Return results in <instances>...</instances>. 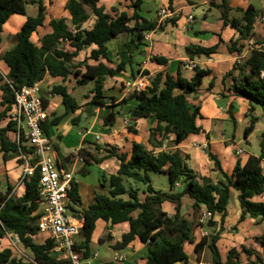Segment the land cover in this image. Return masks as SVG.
Listing matches in <instances>:
<instances>
[{"label":"trees","instance_id":"16d2710c","mask_svg":"<svg viewBox=\"0 0 264 264\" xmlns=\"http://www.w3.org/2000/svg\"><path fill=\"white\" fill-rule=\"evenodd\" d=\"M124 1L130 2L128 8L133 10L131 16L116 8L107 13L99 5V0H67L65 10L70 16L69 23L64 18L56 19L51 16L48 22L51 33L44 35L37 45L31 38L38 28L44 26L47 17L43 0H0V46L7 22L13 16L26 18L16 33L14 45L0 54V61L9 69L6 79L14 89L31 87L46 76L60 78L62 81L73 78L79 87L93 83L91 96H86L90 97L88 104L111 109L102 120L103 126H112L116 117L120 115V112L114 111L116 106H125L132 100L136 102V106L127 112L131 123L128 127L129 132L135 133L132 124L138 120L155 121V126L149 129L148 144L151 149L136 142L132 144L130 154L113 146L105 150L96 148L104 152V156L94 160L95 163H101L104 159H116L118 169L114 174L108 176L103 174L101 188L107 191L96 192L94 202L88 208L81 209L77 184L74 180L70 182L67 190L69 199L67 212L71 217L83 220L75 240V252L81 259L90 256L91 236L96 222L103 220L111 225L129 224V231L113 248L124 250L133 241L138 240L148 251L145 264H189V258L184 251L185 245H194L197 256L202 254L204 248H208L212 256L211 264H243L242 255L246 257L245 264H264L259 253L244 245L239 249H230L223 260L217 246L228 216L227 207L231 191L238 192L237 198L241 209L239 223L246 217L254 219L255 225L264 222V202L253 200L256 196L264 194V171L261 167L264 158V132L261 134L259 155L249 156L244 164L237 161L231 174L224 172L217 158L208 152L210 160L214 162L213 171L217 174V180L213 181L196 174L188 165V156L175 148L189 136L202 131L196 123L201 118L200 108L190 105L188 98L198 93L203 78L208 76L210 71L194 67L190 79H185L180 74L174 78L167 72H159L150 77L144 89L131 90L120 102L115 103L117 99L107 98L104 85L108 78L128 72L135 80L137 73L140 72V69H134L139 64L133 62L132 46L140 54L141 48L145 45L144 34L163 28V25H157L156 22L148 21L140 15L143 0ZM172 2L173 0H169L170 10ZM228 3L229 0H222L221 5L217 7L221 11L224 25L230 24L239 32L238 40L228 47V52L241 57L245 49L244 42L253 38L256 20L258 18L264 20V11L248 6L243 11L241 19L237 21L229 17L231 9ZM27 5L37 7L35 17H27ZM92 16L95 18L92 28L85 29L83 25ZM131 21L134 24L129 26ZM168 23L174 24L175 21L166 20L165 24ZM123 36H129V40L123 43L128 60L110 68L107 66L111 60L106 45ZM255 44L259 47L253 48L245 58L236 62L222 80L231 95L243 99L248 105L245 114L247 126L243 129L245 139L251 135L258 121L254 115L255 110L260 108L264 112V42L256 41ZM92 46L95 48L90 50L89 55L76 62L80 53ZM216 49V46L211 48L196 46L187 47L185 52L192 60L200 56L210 57ZM150 60L160 65L167 63L166 59L158 56H151ZM141 75L148 76L149 72L144 70ZM0 90L2 91L0 123L8 120L5 127L0 126V152L4 162L16 159L18 164L23 165L24 160L21 156L28 158L32 152L24 145V138L17 142L7 136L8 133L15 132V124L10 120L14 94L6 82ZM49 94L61 97L65 113L80 109L64 85L54 86ZM41 98L46 107V98ZM228 113L231 122L235 124L232 112L229 110ZM62 118L60 116L49 122L46 120L41 125L43 133L47 135L49 128L58 125ZM157 149L159 151L156 152ZM79 154L82 156L84 151L80 150ZM72 159L73 156L69 155L64 161ZM31 164H34L33 161ZM151 174L166 175L169 191L154 189ZM125 179L144 185L143 199L137 188L125 186ZM22 184L24 192L20 197L11 194V187L0 193V241L7 234L17 236L22 247L30 251L32 262L18 259L13 256L10 249H3L0 251V264H66L50 255L54 245L51 240L35 242L38 235L37 222L41 216L38 170L35 168L32 176L25 177ZM185 197L192 201L191 219L182 213V199ZM166 203L173 207L172 214L162 209ZM201 206L213 216L220 218L221 228L210 238L204 237L195 243V232L198 227L203 225L207 230L213 229L200 222ZM254 241L264 248V235L255 237Z\"/></svg>","mask_w":264,"mask_h":264},{"label":"crops","instance_id":"0c3cea01","mask_svg":"<svg viewBox=\"0 0 264 264\" xmlns=\"http://www.w3.org/2000/svg\"><path fill=\"white\" fill-rule=\"evenodd\" d=\"M46 1L54 0H43V4L47 11V17L44 26L38 28V30L43 29L44 34L40 36L38 43L32 41L37 45L44 35L51 33V29L48 26L51 17L48 14L50 9L46 4ZM66 2L67 0H65L63 4V10L67 13V16H65L66 18L64 19L69 23L70 16L65 10ZM221 3L222 0H173L172 10H170L168 8L169 0H143L140 15L148 21L156 22L157 25H163V28L161 30L152 31L149 41H143L145 45L141 48L140 54L136 51L135 47L132 46L131 51L134 55L133 62L134 64H139V66L134 67V69H140L135 80H133L130 73L124 72L116 74L113 78H108L105 82V85L110 80L133 83L143 78L148 84L150 77L159 72H167L174 78L180 74L181 77L190 79L193 76L194 67L210 71V74L203 78L198 93L188 98L190 105L200 108L201 118L198 119L196 123L201 127L202 131L199 134L189 136L175 148L188 156V165L196 174L201 177L210 178L213 181L217 180V174L213 171L214 162L210 160L208 152L217 158L224 172L231 174L237 161L244 164L249 156L259 155L260 146L258 145V148H252L250 138L255 132H257L258 125H260L258 130L260 141L261 134L264 132V112L260 108H257L255 110V116L258 118V121L255 128L247 139L243 137V129L247 126L245 114L248 110V105L243 99L231 95L222 82L224 75L232 69L236 62L245 58L253 48L257 49L259 47L255 44L256 41L264 42V39H262L263 36H261V33L264 32V20L262 18L256 20V25L253 30V38L248 42H244L245 49L241 57L232 55L228 52V47L238 40L239 32L230 24L224 25L221 18V11L217 7L221 5ZM228 4L231 9L229 17L231 19H236L237 21L241 19L243 11L246 10L248 6L264 11V0H229ZM99 5L102 6L107 13H111L112 8H116L120 12L125 11L129 16L133 14V10L128 8L130 6L129 1L99 0ZM123 6L125 7L124 9L117 8ZM161 8H166L170 12L167 18L163 19L158 16V11ZM52 17L56 18L54 16ZM92 17L83 25L85 28L86 24L91 21V27H86L85 29L92 28L95 20V18ZM25 19V17H22L21 19H13L12 17L7 23L9 25L13 20L17 21L19 24L16 29H14V33H17L21 25L25 22ZM166 20H174L175 23L165 24ZM133 24L134 22L131 21L129 26H132ZM6 25L4 26L5 34L8 30L12 29L11 25L8 29L6 28ZM4 36L5 35L2 34V44ZM118 40L119 39L109 42L106 45L107 53L111 60V63H107V66L110 68L115 67L121 61L128 60V55L123 45L124 42ZM2 44L0 46V54L11 48L3 49ZM196 46L204 48L216 46L217 49L210 57L200 56L191 60L187 57L185 49L187 47ZM94 48L95 46H92L90 49L85 50L88 51V54H85V57H87L90 50ZM151 56L162 57L167 60V63L165 65H160L152 62L150 60ZM77 59L76 61L78 62L83 60ZM89 63L91 64L92 62ZM144 70L149 72L148 76L141 75V72ZM8 71V67L0 61V78L2 79H0V88L6 79ZM73 81V78L68 81H62L60 78L46 76L38 84L41 97H45L47 100V121L49 122L60 116L63 117L58 125L49 128L47 136L52 142L56 160L63 168L73 172V180L77 184L81 198V209H86L93 204L96 192L107 191V189L101 188L103 174L108 176L114 174L118 169V162L116 159H104L101 163H95L94 160H99L104 156V152L98 151L96 148L105 150L113 146L122 152L130 154L132 144L136 142L142 143L148 149H151L148 144L149 129L155 126V121L144 119L138 120L135 124H132L135 133L129 132V126H124V121H129L130 123V117L127 112L136 106V102L132 100L125 106H116L114 111L120 112V115L116 117L112 126L105 127L102 125V120L111 109L108 107H99L88 104L90 97L86 96H91V91L89 95H85L84 98L81 96L80 100L73 97L79 104L80 109L75 112L65 113L61 97L51 96L49 94L51 89L48 88V86L52 85L53 88L57 85H64L72 95L77 87H79L76 85L73 86ZM111 95L113 98L117 99L115 103H118L126 96V93L125 90H120L119 87H115L113 88ZM1 100L2 91L0 90V103ZM229 110L232 112L235 124L231 122L228 113ZM7 121L8 120L2 121L0 126L5 127ZM230 122L233 126V131L230 132L228 136H225L226 125ZM7 136L10 140H15L14 133L10 132ZM169 139L171 140L172 137ZM165 146L166 141L164 147ZM80 150L84 151L82 156L79 154ZM238 150L241 151L240 154H237ZM157 151H159V149H157L156 152ZM69 155H72L73 159L64 161ZM261 167L264 171V158L261 162ZM150 179L152 184V176H150ZM20 180V164L17 163L16 159L4 162L2 153L0 152V193H4L8 187H11V194L20 197L24 192V187L23 184L20 183ZM152 186L156 190L164 192L169 191V188L158 189L155 185L152 184ZM237 197L238 192L231 191V197L227 207L228 216L225 219L223 231L217 243L223 260L225 258H223L220 249L223 242H230L234 239L237 243V245L233 243L227 245L228 248L224 255L226 257V254L230 249H239L240 246H245L244 243L248 240V242H251L254 241L255 237L264 235V222L255 225L256 221L249 217H246L242 223L238 222L241 215V209ZM143 198L144 195L141 196V199ZM185 200L190 201V206H192L191 200L186 197L183 198L182 213L188 219H191V207L188 215L183 211ZM233 200L234 203L232 204ZM253 200L255 202H264V194L256 196ZM162 209L168 214H172L173 212V207L167 203L162 206ZM204 209L205 207L201 206V214ZM212 222L215 223L212 230L214 233H217L221 228L220 218L215 216ZM234 226L236 227V233L233 236L228 233V231L232 230ZM128 231V223L111 225L109 222L98 220L91 236V254L87 259H82V264H145L148 251L146 246L141 244L138 240L133 241L124 250H115L113 248V246L121 242L122 236ZM38 236L42 237L41 239L43 241L41 243L46 241V238L43 235L38 234L36 237ZM204 237H208V232L202 225L198 227L195 232V243H198ZM2 240L0 241V251L3 250L1 249ZM254 244L256 246L252 245L247 248H252L261 255L259 249L263 248H261L256 242ZM6 249L8 248L6 247ZM207 250L208 248H204L202 254L197 256L194 252V245H185L184 247V251L189 258V264H211L212 256L210 262L204 261V255ZM119 255L124 256V260H115ZM262 258L264 260L263 256Z\"/></svg>","mask_w":264,"mask_h":264},{"label":"built area","instance_id":"2783aa9c","mask_svg":"<svg viewBox=\"0 0 264 264\" xmlns=\"http://www.w3.org/2000/svg\"><path fill=\"white\" fill-rule=\"evenodd\" d=\"M170 12L166 8L158 11L160 18H167ZM152 32L144 34V41L150 39ZM8 83L14 94L13 109L10 113V120L15 124V140L25 139L24 145L31 149L32 154L26 158L21 168V180L27 176H32L36 168L39 173L38 191L41 200V216L37 222L38 234L43 235L46 240L53 242L50 255L58 261L66 264H82V259L74 250L75 240L83 225V220L71 217L67 212L69 203L67 190L73 180V172L61 166L54 156V149L51 140L41 129V125L47 120V109L43 105L39 84L31 87L14 89ZM132 86L133 90L139 91L146 87V81L141 78L139 81L126 84ZM129 121H124V126H129ZM241 151L238 150L237 154ZM33 161V165L31 162ZM213 216L205 208L201 214L200 222L206 224L213 220ZM5 239L9 241V248L14 257L25 260V256L19 251L21 245L17 236L7 234ZM18 252L20 256L15 254ZM117 261L124 260V256L119 255ZM26 261H31L26 260Z\"/></svg>","mask_w":264,"mask_h":264},{"label":"rangeland","instance_id":"374dc122","mask_svg":"<svg viewBox=\"0 0 264 264\" xmlns=\"http://www.w3.org/2000/svg\"><path fill=\"white\" fill-rule=\"evenodd\" d=\"M64 1L65 0H54V1H46V4L48 5L50 11L48 12V14L50 16H54L56 18H66L65 16H67V13L63 10V4H64ZM53 2V3H52ZM119 9H124L125 7H117ZM37 14V8L36 6H32V5H27L26 6V15L27 17H35ZM22 17L21 16H13V19H21ZM93 18V17H92ZM264 23V22H263ZM18 22L13 20L12 23H10L8 25L7 23V29L10 27H12L11 30H8L5 34V31L3 33V35H5L3 37V49H8L9 47H12L16 41V33H14V29H16V27L18 26ZM92 25V22L90 21L89 23L86 24L85 28L86 27H91ZM5 29V30H7ZM44 34V30L43 29H39L38 32L33 35L32 37V41L34 43H38V40L40 38V36H42ZM261 36H263L262 39H264V32L261 33ZM129 40V36H123L121 38H119L118 41H121V42H126ZM85 54H88V51H85V52H82L80 57L77 59H83L85 57ZM78 62V61H76ZM1 79V78H0ZM2 80V79H1ZM127 83H125L124 81H113V80H110L106 83L105 85V96L107 98H113L112 95H111V92L113 90V88L115 87H119L120 90H125V93L126 95L129 94L131 92V90H133V87L132 86H127L126 85ZM75 81H73V86H75ZM93 87V83H90L88 84L87 86H80V87H77V89L75 90L74 93H72V96L79 99L80 100V97L82 96V98H84L85 95H89L90 91H91V88ZM48 88L52 89V85H49ZM127 90V91H126ZM83 94V95H82ZM116 99V98H114ZM257 113V112H256ZM258 114V113H257ZM254 115H255V112H254ZM259 128H260V125L257 126V132H255L251 138H250V143L252 145V148H258V145H259V141H260V134H259ZM233 131V126L230 123H228L226 125V133H225V136H228L230 134V132ZM20 167L22 168V166L20 165ZM152 178H153V181H152V184L155 185L158 189H163V188H166L168 189L169 188V184H168V180H167V176L164 175V174H151ZM125 186L127 188H137L140 192V195L142 196V192L145 190V187L143 184L139 183V182H135V181H132V180H127L125 179ZM140 196V197H141ZM126 198V197H124ZM234 203V200L232 201V204ZM190 201H184V205H183V211L188 215L189 214V211H190ZM167 209V208H166ZM69 214V213H68ZM70 215V214H69ZM236 230H230L228 231V233H230L231 235H235V232ZM208 232V238H210V236H212L214 234V231L213 230H207ZM42 237H36L35 238V242L36 243H41L43 240L41 239ZM234 241V242H232ZM232 241L230 242H223L222 245L220 246V249H221V252H222V256L223 258H225V252L227 251V245L230 244V243H233L235 245H237L236 241L234 239H232ZM249 241V240H248ZM245 242V246L248 247V246H256L254 243V241H251V242ZM9 248V241H7L5 238L4 240H2L1 242V249H6ZM19 247V251L22 252V254L25 256V260H30L32 258V255L30 253V251L24 249L22 246H18ZM259 248V247H257ZM260 250V253L261 255L264 257V248L263 249H259ZM15 254L17 256H20L21 255L15 251ZM210 258H211V255H210V252L207 250L205 252V255H204V261H207V262H210ZM241 260H242V263L245 264L246 262V257L244 255L241 256Z\"/></svg>","mask_w":264,"mask_h":264},{"label":"water","instance_id":"95a60500","mask_svg":"<svg viewBox=\"0 0 264 264\" xmlns=\"http://www.w3.org/2000/svg\"><path fill=\"white\" fill-rule=\"evenodd\" d=\"M214 226L213 222H208L207 227L212 228Z\"/></svg>","mask_w":264,"mask_h":264}]
</instances>
